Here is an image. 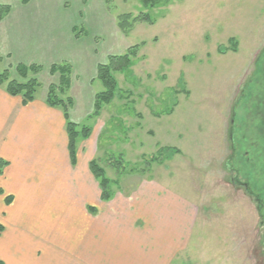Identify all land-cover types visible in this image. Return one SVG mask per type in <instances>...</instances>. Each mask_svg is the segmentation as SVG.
Returning <instances> with one entry per match:
<instances>
[{
  "label": "rangeland",
  "instance_id": "374dc122",
  "mask_svg": "<svg viewBox=\"0 0 264 264\" xmlns=\"http://www.w3.org/2000/svg\"><path fill=\"white\" fill-rule=\"evenodd\" d=\"M18 2L24 3L0 0V5ZM38 2L31 0L32 5ZM52 3L57 19L72 24L77 36H99L101 60L140 46L130 69L114 75L115 97L98 116H93L91 99L105 91L99 79L74 90V99L70 95L71 119L79 131L92 130L76 144V163L67 145L74 196L86 178L89 198H101L90 171L95 160L113 182L114 203L108 201L107 209L128 203L146 183L163 187L167 197L198 205L193 236L176 264H264V125L259 115L264 103V0H165L154 8L142 0ZM141 13H148L154 25L137 23L119 36L117 18ZM48 68L37 77V100L46 96L51 82H59ZM12 79L26 82L14 69ZM165 148L180 152L160 153ZM247 180L250 195L242 187ZM151 188L148 195L155 197L157 190Z\"/></svg>",
  "mask_w": 264,
  "mask_h": 264
},
{
  "label": "crops",
  "instance_id": "0c3cea01",
  "mask_svg": "<svg viewBox=\"0 0 264 264\" xmlns=\"http://www.w3.org/2000/svg\"><path fill=\"white\" fill-rule=\"evenodd\" d=\"M52 1L10 5L0 22V57L9 67L37 65L42 71L45 65L51 69L69 64L72 95L89 87L97 79L98 66L106 61L98 55L99 36H77L72 24L57 19ZM48 90L42 100L24 104L22 97L10 96L0 87V159L8 163L0 174V261L179 263L194 233L190 227L198 218V205L165 196L164 188L155 183L140 187L119 208H106L113 200L90 199L86 178L85 183L78 182L74 196L66 120L58 108L47 105ZM150 187L157 190L155 197L148 195ZM90 207L96 212L91 213ZM45 218L50 219L49 225L43 224Z\"/></svg>",
  "mask_w": 264,
  "mask_h": 264
},
{
  "label": "trees",
  "instance_id": "16d2710c",
  "mask_svg": "<svg viewBox=\"0 0 264 264\" xmlns=\"http://www.w3.org/2000/svg\"><path fill=\"white\" fill-rule=\"evenodd\" d=\"M106 4L110 0H104ZM165 0H142L143 5L154 8L162 5ZM27 3L28 0H23ZM11 6L0 5V22L9 14ZM137 23H144L148 25H154L152 17L148 13H141L139 16H132L131 14L120 15L117 18V25L122 33H129V31ZM76 30V29H75ZM140 46H132L128 49V52L120 56L108 57L105 64L98 66L99 79L105 88V91L95 96L94 101V115L98 116L104 105H108L112 102L115 97L116 90L118 87L117 81L114 77L116 73L124 72L133 64V59L138 56ZM233 49L232 51H234ZM4 63V60L0 57V65ZM14 69L17 75L26 82H20L15 79L11 80V70ZM42 67L37 65L25 66L17 65L14 67L5 68L3 71L0 70V87L4 86L6 92L10 96H19L23 98L24 104H29L35 101L36 94L39 87L38 75L41 73ZM52 76L59 75V82L57 84H51L48 90L47 105L51 108L62 109L66 120L67 134L69 138V151L71 153V159L73 163H76V144L83 134L85 139H88L92 130L89 128H82L79 131L77 124L73 123L70 119V109L73 106V99L70 96L71 82H72V67L69 64L53 65L50 69ZM170 114V112L168 113ZM164 150V151H163ZM161 152H171L174 155L179 154L180 151L172 148L161 149ZM156 159H158L156 157ZM154 161L155 158L153 159ZM160 162V161H158ZM117 162V166H119ZM8 165L6 161L0 159V174L4 168ZM90 171L98 181L101 190V200L104 202L111 201L114 195L112 190L113 182L107 177L105 170L98 165L94 160L90 163ZM91 213H95V208L90 207ZM0 264H3L0 261Z\"/></svg>",
  "mask_w": 264,
  "mask_h": 264
},
{
  "label": "flooded vegetation",
  "instance_id": "af4514ba",
  "mask_svg": "<svg viewBox=\"0 0 264 264\" xmlns=\"http://www.w3.org/2000/svg\"><path fill=\"white\" fill-rule=\"evenodd\" d=\"M260 118H261V120H262V122H261V125L260 126H263L264 125V103H263V108L261 109V111H260ZM262 130V134L264 135V127L261 129ZM262 148H264V146H262ZM248 159V158H247ZM249 161V160H248ZM263 165V167H264V163L262 164ZM250 186H251V184H250V182H249V180H247V182H244L243 183V185H242V187L244 188V190L246 191V193L248 194V195H250L251 193H250ZM259 194V193H258ZM260 195V194H259ZM260 211V210H259ZM264 243V242H263Z\"/></svg>",
  "mask_w": 264,
  "mask_h": 264
}]
</instances>
